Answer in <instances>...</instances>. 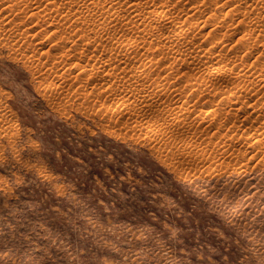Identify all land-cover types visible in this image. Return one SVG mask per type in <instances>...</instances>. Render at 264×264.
<instances>
[{
    "label": "rangeland",
    "instance_id": "rangeland-1",
    "mask_svg": "<svg viewBox=\"0 0 264 264\" xmlns=\"http://www.w3.org/2000/svg\"><path fill=\"white\" fill-rule=\"evenodd\" d=\"M0 264H264V0L0 1Z\"/></svg>",
    "mask_w": 264,
    "mask_h": 264
},
{
    "label": "bare ground",
    "instance_id": "bare-ground-1",
    "mask_svg": "<svg viewBox=\"0 0 264 264\" xmlns=\"http://www.w3.org/2000/svg\"><path fill=\"white\" fill-rule=\"evenodd\" d=\"M0 1H2V0H0ZM3 1H4V0H3ZM12 1H13V0H12ZM6 2H8V1H6ZM1 3H2V2H1ZM4 3H5V2H4ZM16 3H17V2H16ZM17 4H18V3H17ZM10 9H11V8H10ZM10 9H9V10H10ZM3 17H4V16H3ZM5 17H6V16H5ZM159 19H160V18H159ZM3 20H5V19H2L1 21H3ZM160 20H162V19H160ZM3 22H4V21H3ZM1 23H2V22H1ZM1 25H2V24H1ZM3 26H4V24H3ZM2 28L4 29V27H2ZM3 29H1V32H2ZM215 64H216V63H215ZM217 64H218V63H217ZM226 66H227V65H226ZM226 66H223V65H216V66H214L213 69L211 68V69H212L211 71L209 70V73L207 74V75H208L207 77H208L209 79H211V78L213 79V78H214L215 76H217V75H220V74H222V75L224 74V75H225L227 72H229V71H228L229 68L227 69ZM212 67H213V66H212ZM87 70H88V69H87ZM89 70H90V69H89ZM91 70H92V68H91ZM91 70H90V71H91ZM91 72H92V71H91ZM222 77H223V76H222ZM226 104H228V103L226 102ZM228 105H229V104H228ZM226 106H227V105H226ZM230 106H231V105H230ZM227 107H228V106H227ZM256 141H259V140H256Z\"/></svg>",
    "mask_w": 264,
    "mask_h": 264
}]
</instances>
